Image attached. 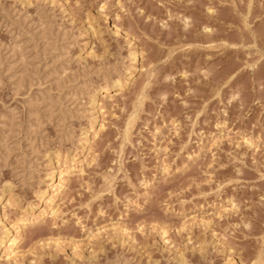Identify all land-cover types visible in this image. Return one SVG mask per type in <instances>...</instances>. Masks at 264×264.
<instances>
[{
	"label": "rangeland",
	"instance_id": "374dc122",
	"mask_svg": "<svg viewBox=\"0 0 264 264\" xmlns=\"http://www.w3.org/2000/svg\"><path fill=\"white\" fill-rule=\"evenodd\" d=\"M0 195V264H264V0H0Z\"/></svg>",
	"mask_w": 264,
	"mask_h": 264
},
{
	"label": "bare ground",
	"instance_id": "6f19581e",
	"mask_svg": "<svg viewBox=\"0 0 264 264\" xmlns=\"http://www.w3.org/2000/svg\"><path fill=\"white\" fill-rule=\"evenodd\" d=\"M91 25V24H90ZM96 28H94V26H90L89 27V31H91V33L93 32V33H95L96 32V30H95ZM117 32H118V29H117ZM90 33V32H89ZM97 33V32H96ZM129 35V34H128ZM128 35H127V37H128ZM128 39H129V37H128ZM133 37L131 38V39H129V41H130V52H129V59L131 60V63H136L138 60H139V58L140 57H142L143 58V53L142 52H140L139 50H137V48H136V46H135V44H134V42H133ZM20 49V48H19ZM19 49L16 47V46H14L13 48H11V52H13V54L15 53V52H17V51H19ZM21 51V50H20ZM19 51V52H20ZM22 55V54H21ZM145 62V61H144ZM143 63V62H142ZM132 65V64H131ZM142 67V66H141ZM143 68H145L144 66L142 67V70H143ZM138 68H136V67H133L132 66V69H129V70H131L130 72L128 71V73H127V75H126V85L128 84V81L130 80L131 81V83H129V85L132 87L133 86V84L135 83V78H134V76H133V73L137 70ZM137 72V71H136ZM136 77V76H135ZM123 84V83H122ZM120 86H121V83H120V81H115V83L113 82V88H120ZM124 86V85H123ZM120 90V89H119ZM97 95H94V98H93V100H92V103H91V105H92V108H93V110H94V112H95V114H99L100 116H104L105 114H104V112H102V107H103V104H101L100 102H98L97 103ZM51 102V101H50ZM55 105V104H54ZM93 112V111H92ZM97 115L94 117V121H93V125H95L96 123H97V121H98V117H97ZM105 118V117H104ZM103 118V120H102V122H100L99 124H98V127H99V132H96V134L95 135H89V133L87 132V133H85L84 135H85V143L86 142H88V139L91 137V138H93L94 140L96 139V138H98L100 135H101V132H103V131H105L106 130V127H107V125H106V120ZM133 120V119H132ZM132 121L131 122H128V124H127V126L129 125V126H131L132 124ZM225 126V125H224ZM129 129V128H128ZM158 130V129H157ZM157 133H159V132H157ZM130 134V133H129ZM129 134H128V131L126 132V134H125V139H128V137H129ZM217 135V134H216ZM228 135V134H227ZM226 135V136H227ZM229 135H231V134H229ZM226 136L224 135H221V136H214L213 138H214V140H213V143H214V145H215V143L217 142V141H219V140H222V139H224V138H226ZM130 138V137H129ZM243 140V143L245 142L247 145H249V146H251V147H253L255 144H254V142L252 141V140H250V139H248V138H243L242 139ZM221 143V142H220ZM218 144V143H217ZM255 147V146H254ZM258 147V146H257ZM90 150V149H89ZM90 153H91V150H90ZM90 157V156H89ZM92 161H95V160H92ZM92 161H90V162H92ZM88 162V161H87ZM93 163V162H92ZM95 163V162H94ZM89 165H90V163H89ZM88 165V166H89ZM61 168V167H60ZM82 170V169H81ZM83 171H85V170H83ZM83 171H81V173H84ZM61 173H60V178H59V184H58V186H57V188H56V190L54 191V193H53V196H52V198L50 199V201L49 202H47V204H46V207L45 208H43V210L41 211V213L39 214V216L37 217V218H34V219H29V221L30 222H34V221H43V223H44V221L46 222V219H47V217H49L50 216V218L52 219V220H55V219H57L58 218V216H59V207H58V205L56 204V199L58 200H60L64 195H65V192H66V189H67V187H68V185H69V183H70V174H71V172L70 171H68V170H66V169H62L61 171H60ZM147 188H149V186H148V184H147V186H146ZM150 189V188H149ZM148 194H150L149 192H147ZM8 194H10V192L8 193ZM1 195H3V194H1ZM0 195V196H1ZM12 196V193L10 194V197ZM150 196V195H149ZM12 198H14V197H11V199ZM10 198H9V202H10V205L9 206H13V202H11L12 200H11ZM0 201H1V199H0ZM8 202V201H7ZM4 204V203H3ZM9 204V203H8ZM15 204V203H14ZM3 206V205H2ZM30 207V206H29ZM232 208V207H231ZM226 209H228V208H226ZM225 209V210H226ZM5 210V209H4ZM28 210H33V206L32 207H30V208H28ZM228 211H230V210H228ZM1 212V211H0ZM227 213V212H226ZM229 213V212H228ZM193 221V220H192ZM26 222H28V219H25V217L23 218V217H20V218H17L16 219V222H14L15 223V227H16V231H17V235L16 236H14V237H12V239L10 240V243H9V245L4 249L3 248V255L0 257L1 259H4V260H7L8 261V263H13V262H15L16 263V261L17 260H19L20 259V257H21V251H20V241H21V234L23 233V229H24V227H25V225L23 224V223H26ZM116 227V226H115ZM121 229H123V228H121ZM125 229V228H124ZM126 230V229H125ZM164 232V231H163ZM2 240L0 241V246L2 245ZM18 262V261H17Z\"/></svg>",
	"mask_w": 264,
	"mask_h": 264
}]
</instances>
